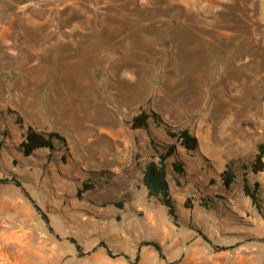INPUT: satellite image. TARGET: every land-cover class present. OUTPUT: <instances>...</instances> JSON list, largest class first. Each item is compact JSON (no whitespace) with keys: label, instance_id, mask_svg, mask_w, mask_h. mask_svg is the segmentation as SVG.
Here are the masks:
<instances>
[{"label":"rangeland","instance_id":"374dc122","mask_svg":"<svg viewBox=\"0 0 264 264\" xmlns=\"http://www.w3.org/2000/svg\"><path fill=\"white\" fill-rule=\"evenodd\" d=\"M138 1L141 7L180 2L201 33L229 41L223 47L211 43L212 65L199 74L191 55L188 61L197 43L189 41L187 26L182 27L183 41L155 49L158 60L184 59L177 62V73H119L127 70L125 63L116 64L119 46L94 50L87 38L72 42L71 52L46 56L45 19L58 33L60 21L86 23L107 17L110 2L135 8ZM226 19L229 31L219 26ZM5 22L21 36L22 53L19 58L18 39L0 40V173L19 181L49 222L44 223L21 189L1 182L0 193L10 199L1 226L12 235L0 251L4 264H264V173L247 172L245 177L261 185L257 210L244 196L240 166L253 157L252 146L264 142V0H0V34L7 35L11 27ZM94 27L102 37L109 31L107 24ZM237 34L245 35L246 47L260 49L257 64L250 58L249 67H238L243 50L231 41ZM120 46L128 50L132 41ZM149 48L144 45L141 55ZM195 82L202 86L196 96ZM157 90L163 93L159 99ZM164 96L178 104L176 111L171 107L161 114L151 107ZM140 112L149 113L148 127L131 129ZM207 112L208 119L203 116ZM16 114L24 123L44 128L38 131L58 133L66 144L55 141L56 150L23 157L17 149L23 130L15 124ZM156 120L173 131L189 129L201 148L211 136L220 149L245 140L238 146L244 152L236 148L228 161L237 177L229 192L218 177L224 168L220 160L203 156L199 142L198 151L187 156ZM111 135L119 152L115 168H109V154L95 152L110 147ZM151 138L159 147L174 145L184 163L182 177L170 182L175 222L142 184L144 165L154 154ZM144 241L158 243L163 258Z\"/></svg>","mask_w":264,"mask_h":264},{"label":"crops","instance_id":"0c3cea01","mask_svg":"<svg viewBox=\"0 0 264 264\" xmlns=\"http://www.w3.org/2000/svg\"><path fill=\"white\" fill-rule=\"evenodd\" d=\"M148 3L149 2H147L146 6L144 5V7H141V2L138 1L136 3L137 4L136 7L134 8V7H129L128 3H125L124 5L122 4L113 5V3L110 2L109 3L110 12H108L107 17L102 16V17H98L97 19H90L86 23L82 22V20H76V19H73L72 21H66V22L64 21L62 23L60 21L59 27L61 28V30L58 33L55 32L52 26L53 23L45 19L44 25H45V28H48L44 31V35H45L44 48L47 50L46 56L50 58L52 55L59 53V52H63V53L64 51L71 52L72 51L71 46L73 45L72 42L77 43V41H82L83 39L87 38V39H90L88 41V46L93 45L94 50H102L104 48L107 50L108 49L107 46H109L110 43L119 46V53L117 55L116 64L125 63L127 67V70L125 71L123 69L118 70L119 73L120 72L144 73V74H154V73L158 74L159 72L177 73V67H176V65L178 64L177 62L178 61L182 62L184 59H180V58L178 59V57L176 56L173 62H166L165 59L158 60L155 56V49L158 47L160 48L164 47V44L162 43H166V42L177 43V42L183 41V39L181 38V34L183 32L182 27L187 26L188 30H184V31H187L188 34L192 36V38H189V41L197 43L195 49L188 54L189 55L188 61L191 55V58L194 59L196 62L197 67H196V71L194 72L199 74L201 73V71H203V69L206 70L208 67H211L212 62L210 61V58H209L210 57L209 52L210 50H213L211 49L212 48L211 43L213 42L220 43L219 46L223 47L224 43H228L229 41L228 37L226 36L224 38L222 37L223 35H221L220 38L218 37V38L213 39L212 35L211 37H209L207 34L201 33L202 31H199L198 28L195 27L196 25L194 26L190 23L192 21V18H190V16L184 12L183 9L185 8L183 6L185 5L181 4L180 2L179 3L176 2L177 4H173L174 3L173 1L151 2L149 4ZM20 5H23V4H20ZM129 9H131L132 11H129ZM174 9H177V12H175V14L171 13V10L174 11ZM117 10H119L120 13L117 12ZM121 10L123 12H121ZM159 16L161 18H158ZM220 16H222V14H220ZM155 18H158V19L156 20ZM5 23H8V22H5ZM153 23L155 24L156 28L152 27ZM104 24H107L109 26L108 27L109 31L108 29L104 30L106 35L102 37V36H99L98 34L99 32L96 30L94 26H103ZM228 24L229 23L227 19L226 21L221 20L219 22V26L221 27V29H224L226 31H229V28L227 26ZM6 25L10 26L11 28L7 35H5L4 33L0 34V40H4L7 42L9 39H12V40L18 39V43H17L18 44L17 47H19L18 57L20 58L21 53H22L21 36L18 35V31L16 30L14 26H12L9 23ZM74 25H76L78 29H75L73 31L72 29ZM192 26H194V28H191ZM242 33L245 34L243 31ZM234 36L236 38L232 39L231 41L236 43L235 45L237 46L236 49L243 50V56L242 58H240L243 61L242 62L238 61L237 63L238 67L241 65L242 66L244 65L243 69H245L248 66L247 62L250 60H253L252 62H255L253 63V65L257 64L258 60L255 61L254 59L258 57L257 55L258 53H260V49L253 45L251 47L250 45L246 47L244 45L245 35L237 34ZM249 36L252 38L253 41H255L254 38H257L256 36H251V35ZM126 39L132 41V47L128 50L120 46V43H122ZM106 40H108V44L102 46ZM247 41H251V40L247 39ZM199 43H204V44H199ZM144 45L150 47L151 50L153 51L152 59H150L151 57H149L150 48L145 53L143 51L141 55V50L144 48ZM118 46L115 48H118ZM65 56H68V54ZM160 56L162 57L163 55H160ZM154 60H155V63H157L158 65L154 63ZM252 62H250L249 65ZM100 66L101 65H99V67ZM181 72H183L182 69H181ZM194 75H197V74H194ZM194 87L196 91L195 90H192V91L194 95L196 96V94L202 90V86H200V84L198 85V83L195 82ZM178 90L179 88L177 86L176 95H178ZM157 92H158L157 99H159L160 95L163 96V93H161L159 90H157ZM171 97H173V95L169 96L170 99ZM193 104H195L194 101L191 102V105ZM177 105L169 103L166 97L164 96V100H161L160 104L157 102V100H155L153 101L151 107L161 114L162 112L163 114H166L165 109L169 110V108L173 107L175 108L174 110L176 111ZM195 114H198V113L195 112ZM209 115L210 113L208 112L203 113V116H205L206 119H208ZM24 119L29 122L28 117ZM30 125L36 130H41V128L44 129L43 127H39L36 124H30ZM208 135H210V133H208ZM211 137L208 138L207 146L204 148H201L200 141L198 140L197 141L199 142V146L202 150L201 151L202 155L205 156L207 159H210L214 162H217L216 160H220L219 162H221V166H225V164L228 163V161L233 157V154L236 151V148L240 153L244 152V149H242L241 147L239 149L238 146H241V142L245 143L246 142L245 140L243 141L238 140V143L236 142L233 148H225V149L221 148L220 149L219 147L216 146L215 142L213 144ZM213 137H214V134H213ZM109 138L112 139L115 137L114 135L113 136L111 135ZM95 152L105 153L107 155L109 154L108 160L113 162L112 166H109V168L116 167L115 164L117 162V157H118L117 155L119 152L115 145V139H112V143L110 144V147L107 148V150L105 148L102 150H100V148H97ZM256 152H257V145H254L250 149V153L254 157ZM231 153L233 154L231 155ZM113 156H114V159H113ZM263 162H264V156H263ZM244 172H245V177H246L247 172H250V170H246ZM260 173H264V172H260ZM260 173H257V174L252 173V174L256 176ZM3 179H10V178L6 176L5 177L2 176V174L0 173V181H2ZM247 181L250 183L248 179ZM3 183H5L4 185L10 186L12 188H18L10 182H3ZM252 183L253 182H251L250 184ZM1 184L2 183L0 182V186ZM258 186L260 187L258 191H260V189H262L261 185H258ZM258 194H260V192ZM19 200H20V197H18L17 201ZM27 200L29 201L28 198ZM7 203H10V199L9 198L6 199L4 194L0 193V251L2 250V248H4V244L8 242V240L9 241L12 240V235L5 234L4 227L1 226V223L5 217L4 210H5V205ZM8 244L10 246L12 245L11 243H8ZM4 262H5L4 255L2 256L0 252V264H4ZM9 264H11V262Z\"/></svg>","mask_w":264,"mask_h":264},{"label":"trees","instance_id":"16d2710c","mask_svg":"<svg viewBox=\"0 0 264 264\" xmlns=\"http://www.w3.org/2000/svg\"><path fill=\"white\" fill-rule=\"evenodd\" d=\"M15 124L18 125L20 132V143L17 149L23 155V157L35 156L37 151H52L56 150V143L58 141L61 145H65L66 141L64 137L55 132H41L34 129L31 125L23 122L21 116L16 114ZM154 118L156 117L152 114ZM150 118L149 113L140 112L135 115L131 122V129L147 128V120ZM159 127L164 128L165 135L168 139L174 141L176 145L183 149L187 156L192 155L198 151V141L196 136L190 132L189 129L183 128L177 131H173L169 126L156 120ZM150 146L154 151L151 159L144 165L142 184L146 189L149 197L155 198L167 212V216L175 222L177 219L175 202L170 195V182H177L179 176L182 177L184 163L178 158L174 145L163 144L159 147L153 138L150 139ZM264 143L257 145V152L248 163L241 164L243 170L242 173V189L244 196L248 197L253 205L259 210V199L257 194L259 193V186L256 183L250 184L245 178L246 170H250L251 173L257 174L264 172ZM63 161V157H61ZM168 161L170 162L168 164ZM219 180L227 192L230 190L232 184L236 183V174L231 162L225 164L223 170L218 174ZM0 182H10L14 186L21 189L22 193L29 199L36 212L39 214L45 224H48L49 220L45 213L34 203V201L28 196L27 192L22 188L21 183L11 177L10 179H3ZM88 182H92L88 179ZM174 184V183H173ZM88 188H93L92 185H85ZM50 229V228H49ZM51 230V229H50ZM73 240V239H71ZM75 247L79 249V245L72 241ZM146 246H152L158 252L159 256L163 258L161 247L158 243L153 241H144Z\"/></svg>","mask_w":264,"mask_h":264}]
</instances>
